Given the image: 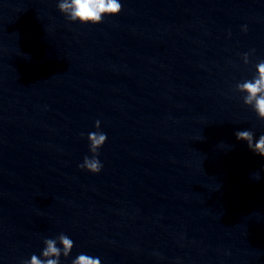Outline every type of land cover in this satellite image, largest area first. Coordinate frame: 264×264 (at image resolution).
<instances>
[{"label": "clouds", "instance_id": "9594fccd", "mask_svg": "<svg viewBox=\"0 0 264 264\" xmlns=\"http://www.w3.org/2000/svg\"><path fill=\"white\" fill-rule=\"evenodd\" d=\"M57 8L70 22L99 24L103 22L105 16L119 14L122 11V4L120 0H59ZM243 30L247 31V28L245 27ZM243 60L245 64L249 63V53L243 54ZM235 90L244 94L243 103L251 107L257 118L264 122V60L256 65V75L252 79L238 83ZM95 128L99 130V120L95 122ZM235 136L238 141H246L248 148L254 154L264 157V134L255 139V142L254 132L251 130H239ZM87 139L92 156H85L79 167L90 173L98 174L103 168V164L98 158L99 150L105 144L107 134L101 131L90 132ZM44 245L41 253L43 259L33 254L30 260H24L21 264H60L61 255L68 258L74 247V242L67 235L61 233L54 239L45 238ZM71 264H101V261L99 258L79 254L71 261Z\"/></svg>", "mask_w": 264, "mask_h": 264}]
</instances>
